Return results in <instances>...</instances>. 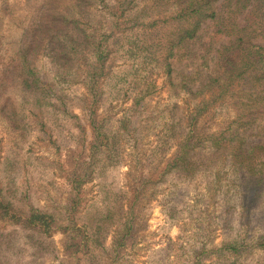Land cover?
<instances>
[{"label":"rangeland","instance_id":"obj_1","mask_svg":"<svg viewBox=\"0 0 264 264\" xmlns=\"http://www.w3.org/2000/svg\"><path fill=\"white\" fill-rule=\"evenodd\" d=\"M178 9L177 0H0V190L21 218L31 209L51 218L45 233L0 217V264H264V248L251 246L264 234V184L242 211L239 167L261 174L264 148H247L264 130L246 125L231 138L247 108L201 86L230 38L206 20L187 46L171 45ZM58 28L76 47L61 67L49 58L64 41ZM72 234L85 237L67 248Z\"/></svg>","mask_w":264,"mask_h":264},{"label":"trees","instance_id":"obj_2","mask_svg":"<svg viewBox=\"0 0 264 264\" xmlns=\"http://www.w3.org/2000/svg\"><path fill=\"white\" fill-rule=\"evenodd\" d=\"M177 5L179 9L174 18L183 21L176 23L175 30L172 32L173 38L168 40V42L171 41V45L187 46L188 42L196 37L201 24L206 20L213 22L214 28L217 29L216 33H223L230 38L227 43L222 44L220 48L216 49V56L213 58L215 61L214 74H208L206 77L208 79L207 84H202L201 86L203 88L207 86L210 88L216 85L220 89V92L231 91L230 95L238 99L237 103H240L243 108H247L244 117L239 113L233 120L237 129L233 131L232 128L228 129L231 132V138L239 135L240 138L244 137L239 134L238 130L240 127L241 129H246V125L257 124L259 130H264V45L253 42L256 37L261 38L264 42V0H177ZM216 7L219 10H216ZM241 14H244L245 23L242 27H238L236 18ZM56 33H59L60 37L63 35L64 41L61 40L62 45L57 44L54 48L53 46L50 48L49 51H52V54L49 52V58L53 63L61 67L72 61L71 55H73V52H76V47H72L74 42L68 38L66 30L58 28ZM214 42L215 39L212 37L209 46L204 44L202 48L209 52ZM54 44L47 43V46ZM88 44H91V42ZM93 48L97 56L94 64L89 65V68L86 70V84L90 89L94 87L98 77L101 76L102 69L99 45H93ZM53 51L55 52L53 53ZM194 55L192 53V56ZM202 56L205 57V54ZM190 78H193V76L190 75ZM204 106L205 104L200 108H196L189 116L187 120V124L190 125L188 134L195 130L194 122ZM257 119L262 124H258ZM218 135L214 140L216 149L224 147L221 144V139L224 140L226 138L222 136L221 132H218ZM230 136H227V138ZM187 145L185 142L180 144L179 151L182 152ZM255 148H264V142L250 145L247 148V152L250 153ZM232 154L235 157H240L238 153L232 152ZM180 158V155L176 157V159ZM250 165L241 163L239 166L241 170L247 173L246 177L248 178L244 184V190L241 191V193H245L240 201L242 211H245L251 205L249 204V199H256L257 190L264 184V163L262 167L259 166L261 174L253 172ZM0 217L8 221H17L25 227L31 226L30 229L42 230L45 233L50 228V214L31 209L28 214L21 218V216L17 215L11 204L3 198L1 190ZM131 225L129 219L124 223L120 241L128 236L132 229ZM84 237V235L80 236L76 234L67 236V248L80 246L82 244L80 241ZM251 246L264 248V234L259 235L255 242L251 243ZM224 248H229L233 252L237 251V247L233 244L231 246L226 244Z\"/></svg>","mask_w":264,"mask_h":264}]
</instances>
